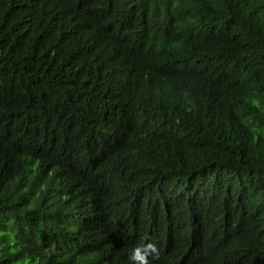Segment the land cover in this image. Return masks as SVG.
<instances>
[{"label": "trees", "instance_id": "16d2710c", "mask_svg": "<svg viewBox=\"0 0 264 264\" xmlns=\"http://www.w3.org/2000/svg\"><path fill=\"white\" fill-rule=\"evenodd\" d=\"M264 264V0H0V264Z\"/></svg>", "mask_w": 264, "mask_h": 264}, {"label": "clouds", "instance_id": "9594fccd", "mask_svg": "<svg viewBox=\"0 0 264 264\" xmlns=\"http://www.w3.org/2000/svg\"><path fill=\"white\" fill-rule=\"evenodd\" d=\"M158 258L159 248L154 242L134 246L129 255L132 264H152V261Z\"/></svg>", "mask_w": 264, "mask_h": 264}]
</instances>
